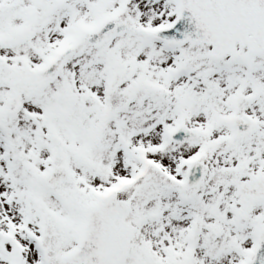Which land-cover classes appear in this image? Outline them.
Wrapping results in <instances>:
<instances>
[{
	"label": "snow or ice",
	"instance_id": "1",
	"mask_svg": "<svg viewBox=\"0 0 264 264\" xmlns=\"http://www.w3.org/2000/svg\"><path fill=\"white\" fill-rule=\"evenodd\" d=\"M0 264H264V0H0Z\"/></svg>",
	"mask_w": 264,
	"mask_h": 264
}]
</instances>
